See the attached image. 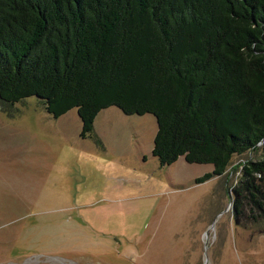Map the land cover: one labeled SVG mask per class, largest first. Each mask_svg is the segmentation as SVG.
<instances>
[{
  "label": "trees",
  "instance_id": "obj_1",
  "mask_svg": "<svg viewBox=\"0 0 264 264\" xmlns=\"http://www.w3.org/2000/svg\"><path fill=\"white\" fill-rule=\"evenodd\" d=\"M31 96L84 139L103 109L154 115L162 166L213 164L198 183L261 150L233 193L264 222V0H0V109Z\"/></svg>",
  "mask_w": 264,
  "mask_h": 264
},
{
  "label": "rangeland",
  "instance_id": "obj_2",
  "mask_svg": "<svg viewBox=\"0 0 264 264\" xmlns=\"http://www.w3.org/2000/svg\"><path fill=\"white\" fill-rule=\"evenodd\" d=\"M0 109V264H264V222L236 217L224 175L152 154V114L103 109L82 138L77 109L55 118L36 96ZM96 138L102 142L98 145Z\"/></svg>",
  "mask_w": 264,
  "mask_h": 264
}]
</instances>
